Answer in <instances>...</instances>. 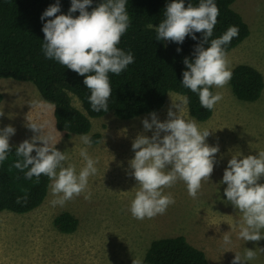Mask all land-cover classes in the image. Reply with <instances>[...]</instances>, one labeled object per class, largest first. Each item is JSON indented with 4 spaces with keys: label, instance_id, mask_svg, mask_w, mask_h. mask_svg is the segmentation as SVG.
Wrapping results in <instances>:
<instances>
[{
    "label": "rangeland",
    "instance_id": "obj_1",
    "mask_svg": "<svg viewBox=\"0 0 264 264\" xmlns=\"http://www.w3.org/2000/svg\"><path fill=\"white\" fill-rule=\"evenodd\" d=\"M232 8L246 22L250 34L227 54L229 69L246 64L264 78V0H237ZM0 92V129L11 125L16 130L9 143L19 146L24 140H31L35 133L26 127L28 121H46V131L51 132L53 143L57 142L56 149L68 157L65 166L74 165L79 173L85 164L81 148H87L88 155L98 160L97 173L88 179L91 200H85L82 193L62 207H53L50 201L55 197L49 188L44 203L36 210L28 214L0 213V264H142L151 242L176 236H184L203 250L210 264H231L235 254L243 257L246 249L255 251L256 257L244 264H264V252L260 250L264 249V239L252 242L238 238L242 214L227 201V185L221 183L233 155L258 157L264 151V90L257 101L245 102L236 98L229 83L222 88L213 86L214 94L220 93L222 99L206 122L190 117L185 105L184 118L194 120L201 131L209 130L205 142L219 148L213 172L202 180L196 198L189 196L181 180L164 188L163 194H171L175 203L164 214L143 220L130 212L138 186L129 174L132 170L128 162L135 155L132 142L136 136H152V131L145 132L142 124L144 118L151 121L150 115L120 120L108 114L91 119L88 136L99 135V141L88 146L82 143L81 136L67 137L57 131L52 105L31 83L0 79ZM180 97L184 96L168 93L166 105L156 114L161 122ZM74 105L81 108L76 99ZM37 144L42 146L39 141ZM258 183L264 184V177ZM63 212L79 221L73 234L61 233L53 225L55 217ZM225 235L230 237V244L224 243Z\"/></svg>",
    "mask_w": 264,
    "mask_h": 264
},
{
    "label": "clouds",
    "instance_id": "obj_2",
    "mask_svg": "<svg viewBox=\"0 0 264 264\" xmlns=\"http://www.w3.org/2000/svg\"><path fill=\"white\" fill-rule=\"evenodd\" d=\"M91 5L92 0H71L67 15H57L60 12L59 0L50 5L40 17L42 21L51 18L43 24L42 49L46 58L54 59L84 77L83 84L91 93L88 100L92 111L107 112L112 95L108 74L119 75L134 63L131 52L125 53L117 47L130 26V17L126 0H104L88 11ZM77 11L79 15L73 17L72 13ZM218 15L219 8L214 0H200L198 6L188 3L187 7L184 0H172L166 5L165 19L156 27V40L177 44H182L186 36L196 40L195 33H203L202 42L194 49L195 59L183 60L187 70L183 72L181 83L198 94L201 107L207 110H212L222 99L220 93L213 94L210 88H222L232 78L223 46L239 34L237 26H229L222 36L212 39L205 48L213 35ZM180 51L177 48V52ZM187 102V97L173 102L163 122L155 112L150 113L151 121L144 118L142 124L145 132L152 131V136L140 133L132 142L135 155L128 162L132 170L129 174L137 181L138 190L131 202L130 212L138 220L162 215L169 205L175 203L171 194H163L164 188L181 180L186 184L189 196L196 198L202 180H207L213 172L219 148L205 142L210 135L209 130L201 131L194 120L184 118L182 114ZM26 127L35 135L15 149L18 159L12 167L21 171L27 169L25 175L28 179L47 176L51 181L50 192L55 197L50 201L53 207H62L82 193L85 200H91L88 179L97 173L98 160L88 155L87 148H81L80 156L85 164L77 174L74 165L65 166L68 157L65 152L56 149L57 142L53 143L51 132L46 131V121L39 124L28 121ZM15 131L11 125L0 129V163L8 158L11 151L9 138ZM80 139L83 144L91 146L88 135H82ZM37 141L42 146H38ZM33 152L35 155H32ZM240 157L239 153L228 161L221 183L227 185L224 189L227 201L242 214L238 238L257 242L264 239L261 234L264 229V184L258 183L264 177V151L259 152L258 157ZM21 201H27L26 193L17 198L18 204ZM223 241L226 245L231 243L228 235L223 237ZM260 250L264 252V249ZM255 257V251L246 249L243 257L236 253L231 264H244Z\"/></svg>",
    "mask_w": 264,
    "mask_h": 264
},
{
    "label": "trees",
    "instance_id": "obj_3",
    "mask_svg": "<svg viewBox=\"0 0 264 264\" xmlns=\"http://www.w3.org/2000/svg\"><path fill=\"white\" fill-rule=\"evenodd\" d=\"M237 0H214L219 8L217 23L212 39L222 36L229 26H237L238 36L223 46L226 54L246 39L250 30L240 14L233 10ZM57 0H0V79H11L34 85L40 96L53 107L57 131L67 137L88 135L91 119L114 114L120 120H130L150 113H159L173 92L187 97V110L193 119L206 122L213 115L214 108L201 107L197 93L182 85L183 72L187 70L185 58L194 60V49L202 42L203 33H195L197 39L186 36L182 44L167 40H156V27L165 19L166 5L172 0H126L130 26L121 37L118 48L131 52L134 63L119 75L109 73L112 95L108 100L107 112H94L88 97L90 90L83 84L84 77L66 68L54 59L44 55L42 45L44 21L43 12ZM104 0H92L88 11H92ZM198 6L200 0H184ZM60 12H69L71 0H59ZM73 17L79 11L72 13ZM177 48L181 51L177 52ZM230 88L240 101L255 102L264 90L263 75L252 66L241 64L232 71ZM213 92V87L210 88ZM214 94V92H213ZM74 99L81 108L74 105ZM3 94L0 92V105ZM92 144L99 141V135L91 137ZM8 158L0 163V213L4 211L28 214L39 208L48 195L51 181L41 175L28 179L24 171L12 167L18 159L11 143ZM35 155V152L32 153ZM19 159H22L19 158ZM38 181V182H37ZM27 194V201L17 203V198ZM53 225L65 234H73L79 225L78 219L69 212L55 217ZM142 264H210L205 252L192 245L184 236L161 238L151 242Z\"/></svg>",
    "mask_w": 264,
    "mask_h": 264
},
{
    "label": "bare ground",
    "instance_id": "obj_4",
    "mask_svg": "<svg viewBox=\"0 0 264 264\" xmlns=\"http://www.w3.org/2000/svg\"><path fill=\"white\" fill-rule=\"evenodd\" d=\"M138 258V257H137Z\"/></svg>",
    "mask_w": 264,
    "mask_h": 264
}]
</instances>
